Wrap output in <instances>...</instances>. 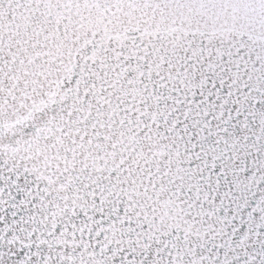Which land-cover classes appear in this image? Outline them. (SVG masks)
Instances as JSON below:
<instances>
[{
    "label": "snow or ice",
    "instance_id": "6c2138e0",
    "mask_svg": "<svg viewBox=\"0 0 264 264\" xmlns=\"http://www.w3.org/2000/svg\"><path fill=\"white\" fill-rule=\"evenodd\" d=\"M0 264H264V0H0Z\"/></svg>",
    "mask_w": 264,
    "mask_h": 264
}]
</instances>
